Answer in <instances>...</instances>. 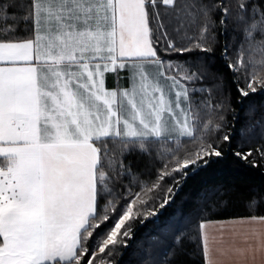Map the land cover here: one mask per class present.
Instances as JSON below:
<instances>
[{"label": "snow or ice", "instance_id": "obj_1", "mask_svg": "<svg viewBox=\"0 0 264 264\" xmlns=\"http://www.w3.org/2000/svg\"><path fill=\"white\" fill-rule=\"evenodd\" d=\"M258 99L264 0H0V264H264V184L137 229L264 169Z\"/></svg>", "mask_w": 264, "mask_h": 264}, {"label": "trees", "instance_id": "obj_2", "mask_svg": "<svg viewBox=\"0 0 264 264\" xmlns=\"http://www.w3.org/2000/svg\"><path fill=\"white\" fill-rule=\"evenodd\" d=\"M255 105L259 111V107L264 105V99H258ZM261 184H264V169L252 168L242 161L237 163L231 159L222 164L214 165L199 176L194 177L185 186L184 191L177 197L176 203L167 210L164 217L155 223L149 221L144 225L137 224L138 236L139 238L149 237L150 234H155L162 227L165 219L174 220L181 215H187L205 186H227L236 192L246 193ZM135 251L136 245H133V248L123 257L125 264H128L129 261H135L136 256L133 254ZM117 259L121 258L117 257Z\"/></svg>", "mask_w": 264, "mask_h": 264}]
</instances>
